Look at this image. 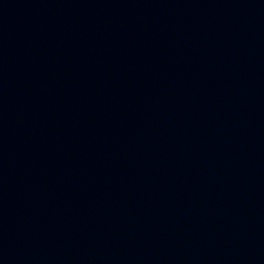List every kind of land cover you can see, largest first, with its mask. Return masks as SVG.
Segmentation results:
<instances>
[{"label":"water","instance_id":"obj_1","mask_svg":"<svg viewBox=\"0 0 264 264\" xmlns=\"http://www.w3.org/2000/svg\"><path fill=\"white\" fill-rule=\"evenodd\" d=\"M0 264H264V0H0Z\"/></svg>","mask_w":264,"mask_h":264}]
</instances>
